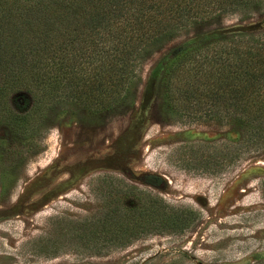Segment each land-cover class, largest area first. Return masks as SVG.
Wrapping results in <instances>:
<instances>
[{
    "label": "rangeland",
    "instance_id": "1",
    "mask_svg": "<svg viewBox=\"0 0 264 264\" xmlns=\"http://www.w3.org/2000/svg\"><path fill=\"white\" fill-rule=\"evenodd\" d=\"M261 18L214 13L191 23L147 51L140 80L107 109L58 99L33 131L0 124L3 146L17 153L13 177L0 183V264H264V152L242 148L235 162V123L170 116L160 110L169 103L156 99L165 89L151 77L187 39ZM12 97L31 102L29 93ZM125 185L142 192L127 194ZM144 194L183 211L190 226L108 249L73 239L72 222L98 215L108 201L149 200Z\"/></svg>",
    "mask_w": 264,
    "mask_h": 264
},
{
    "label": "trees",
    "instance_id": "2",
    "mask_svg": "<svg viewBox=\"0 0 264 264\" xmlns=\"http://www.w3.org/2000/svg\"><path fill=\"white\" fill-rule=\"evenodd\" d=\"M255 12L262 18L252 27L211 31L174 47L155 63L151 77L165 89L156 99L169 103L160 110L173 117L229 118L237 126L234 161L241 160L242 148L259 157L264 0H0V124L15 134L33 131L58 99L87 110L107 109L140 80L139 68L152 47L161 49L209 14L247 19ZM18 93H29L31 102L12 97ZM8 150L0 140V183L15 170L10 159L17 153ZM123 190L142 192L128 185ZM144 195L150 199L108 201L98 215L72 222L73 239L108 249L190 226L183 211Z\"/></svg>",
    "mask_w": 264,
    "mask_h": 264
}]
</instances>
